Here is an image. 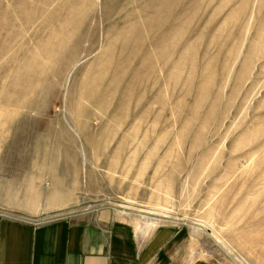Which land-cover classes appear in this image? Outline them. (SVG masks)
<instances>
[{
	"label": "rangeland",
	"instance_id": "rangeland-1",
	"mask_svg": "<svg viewBox=\"0 0 264 264\" xmlns=\"http://www.w3.org/2000/svg\"><path fill=\"white\" fill-rule=\"evenodd\" d=\"M103 207L264 264V0H0V214Z\"/></svg>",
	"mask_w": 264,
	"mask_h": 264
},
{
	"label": "crops",
	"instance_id": "crops-1",
	"mask_svg": "<svg viewBox=\"0 0 264 264\" xmlns=\"http://www.w3.org/2000/svg\"><path fill=\"white\" fill-rule=\"evenodd\" d=\"M174 234L106 207L40 225L0 214V264H176Z\"/></svg>",
	"mask_w": 264,
	"mask_h": 264
},
{
	"label": "built area",
	"instance_id": "built-area-1",
	"mask_svg": "<svg viewBox=\"0 0 264 264\" xmlns=\"http://www.w3.org/2000/svg\"><path fill=\"white\" fill-rule=\"evenodd\" d=\"M25 221H27V222H29V223H32V224H34V225H40V224H44V222H41V221H31V220H27V219H25ZM46 223V222H45Z\"/></svg>",
	"mask_w": 264,
	"mask_h": 264
},
{
	"label": "bare ground",
	"instance_id": "bare-ground-1",
	"mask_svg": "<svg viewBox=\"0 0 264 264\" xmlns=\"http://www.w3.org/2000/svg\"><path fill=\"white\" fill-rule=\"evenodd\" d=\"M74 133H75V135L77 136V138H79L78 133H77L76 131H75ZM80 150H81V149H80ZM81 155L85 157L84 150H81ZM60 211H61V210H60ZM55 212H56V211H55ZM147 222H152V221H149V220H148ZM153 223H154V222H153ZM204 227H206V226H204ZM205 230H206V229H205Z\"/></svg>",
	"mask_w": 264,
	"mask_h": 264
}]
</instances>
